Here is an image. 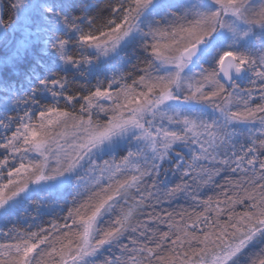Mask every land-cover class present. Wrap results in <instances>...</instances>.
<instances>
[{
	"label": "snow or ice",
	"instance_id": "obj_1",
	"mask_svg": "<svg viewBox=\"0 0 264 264\" xmlns=\"http://www.w3.org/2000/svg\"><path fill=\"white\" fill-rule=\"evenodd\" d=\"M0 264H264V0H6Z\"/></svg>",
	"mask_w": 264,
	"mask_h": 264
},
{
	"label": "trees",
	"instance_id": "obj_2",
	"mask_svg": "<svg viewBox=\"0 0 264 264\" xmlns=\"http://www.w3.org/2000/svg\"><path fill=\"white\" fill-rule=\"evenodd\" d=\"M2 7L4 6V3H6V0H1Z\"/></svg>",
	"mask_w": 264,
	"mask_h": 264
},
{
	"label": "water",
	"instance_id": "obj_3",
	"mask_svg": "<svg viewBox=\"0 0 264 264\" xmlns=\"http://www.w3.org/2000/svg\"><path fill=\"white\" fill-rule=\"evenodd\" d=\"M0 8H2V3H1V0H0Z\"/></svg>",
	"mask_w": 264,
	"mask_h": 264
}]
</instances>
